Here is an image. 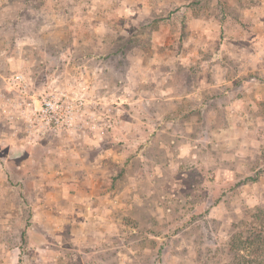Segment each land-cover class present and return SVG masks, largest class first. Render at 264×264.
<instances>
[{
	"label": "rangeland",
	"instance_id": "obj_1",
	"mask_svg": "<svg viewBox=\"0 0 264 264\" xmlns=\"http://www.w3.org/2000/svg\"><path fill=\"white\" fill-rule=\"evenodd\" d=\"M53 94L76 125L31 135ZM250 229L264 0H0V264H264Z\"/></svg>",
	"mask_w": 264,
	"mask_h": 264
},
{
	"label": "built area",
	"instance_id": "obj_2",
	"mask_svg": "<svg viewBox=\"0 0 264 264\" xmlns=\"http://www.w3.org/2000/svg\"><path fill=\"white\" fill-rule=\"evenodd\" d=\"M12 79L15 86L26 90L27 83L22 74H16ZM30 99L22 106H25L23 108L25 123L31 135L36 136L48 131L58 134L63 128L69 129L76 125L79 110L70 101H63L55 94L42 99L32 96ZM27 137L31 136L27 135Z\"/></svg>",
	"mask_w": 264,
	"mask_h": 264
},
{
	"label": "trees",
	"instance_id": "obj_3",
	"mask_svg": "<svg viewBox=\"0 0 264 264\" xmlns=\"http://www.w3.org/2000/svg\"><path fill=\"white\" fill-rule=\"evenodd\" d=\"M261 227H262V226H261ZM242 236H243L242 234H241V236H238V234H236V235H235V239H237V237H238V238H241ZM254 239L260 244V246H261L262 244H264V236H263V235L260 236V235L258 234V232H256V231L250 229L249 232H248V235L246 236V240H247V241H253ZM261 247H262V246H261ZM22 263H23V262H22V259L19 258V263H18V264H22ZM248 264H250V262H249Z\"/></svg>",
	"mask_w": 264,
	"mask_h": 264
},
{
	"label": "crops",
	"instance_id": "obj_4",
	"mask_svg": "<svg viewBox=\"0 0 264 264\" xmlns=\"http://www.w3.org/2000/svg\"><path fill=\"white\" fill-rule=\"evenodd\" d=\"M26 138H28V137H26Z\"/></svg>",
	"mask_w": 264,
	"mask_h": 264
}]
</instances>
